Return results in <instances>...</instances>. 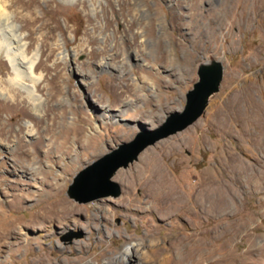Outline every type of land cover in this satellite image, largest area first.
<instances>
[{"label": "rangeland", "instance_id": "obj_1", "mask_svg": "<svg viewBox=\"0 0 264 264\" xmlns=\"http://www.w3.org/2000/svg\"><path fill=\"white\" fill-rule=\"evenodd\" d=\"M0 8V232L16 224L0 264H127L123 250L150 239L157 253L133 263L169 264L216 242L223 264H264V0H0ZM13 35L36 54L31 75L13 73ZM213 63L220 75L209 93L196 92L201 111L121 167L116 194L83 201L72 186L78 173L181 116ZM155 162L189 214L158 212L163 190L139 185L140 167ZM216 191L218 214L203 201ZM58 198L78 209L64 225L31 221Z\"/></svg>", "mask_w": 264, "mask_h": 264}, {"label": "bare ground", "instance_id": "obj_2", "mask_svg": "<svg viewBox=\"0 0 264 264\" xmlns=\"http://www.w3.org/2000/svg\"><path fill=\"white\" fill-rule=\"evenodd\" d=\"M1 10L2 9L0 8V12H1ZM13 34H15V33H13ZM6 35H7V33H6ZM10 36H9L8 40L5 39L9 43L8 44L9 46L7 49L8 50L7 58L9 59V63L12 67V70H13V73L15 74V77L22 74V70H25L26 72H28L29 75H31L32 68H33V65L35 63L34 60L36 58V54H34L31 57H28L27 54H25V52H24V46L25 45L19 44L20 40H21V38H20L21 36L16 37L13 35V37L17 38V42H16L17 49L15 52L14 49L11 48V44L13 42H11ZM20 65L21 66L23 65L22 69L19 68ZM33 93H34V88L32 87V89H30L28 91V94L31 98H34L33 100H35ZM162 166L160 163H156V162L155 163H143V165L140 167V169H141V172H143L145 175H144V177H142L139 180V185L150 184L149 189L152 193H154L155 191L163 190L162 191L163 194L160 195L159 197H157V199H156V203L158 204V208H156V209L158 212L171 211L170 209L177 208L180 213L189 214L187 201L182 197L183 195L180 194V192L178 191V189L176 188L174 183H172L169 180V178L167 177V175L164 174L165 172L162 171ZM118 170H120V168L117 169L110 176V179H113V177L116 175ZM126 177H127L126 174H120V178L123 181L126 180ZM186 193H188V191ZM107 195L108 194L100 195L98 197L101 198V197H105ZM108 201H109L108 199H102L100 202L98 201L97 204L106 205V204H108ZM203 201L205 203L210 202L212 204V206L214 207V209L216 210L217 214L220 212V210L222 208V200H221V195L219 192L216 191V193H214L213 196H210V198L205 197L203 199ZM202 208H204V207L202 206ZM44 209H45L44 214H42V215L36 214V216H34V218H32L31 221L34 223L45 222L48 224L52 223V222H57L59 225H64V221L70 218L71 213L78 211V209L73 207L69 202H67L66 200H64L62 198H58L55 202H53L51 204H47L44 207ZM208 211H209V209H208ZM161 214H163V213H161ZM217 217H219V216H217ZM15 225H12V226L9 225L11 228L8 231L5 230L6 232H2V233L0 232V247H3L4 245H6L7 244L6 240L8 238H10L12 235H14ZM217 227H218V225H217ZM215 232L219 233V230L215 229ZM48 233H49V230H48ZM204 233H206V232H204ZM156 242H157L156 239H150L148 241L147 247L141 248V246L137 245L136 247H134V249L125 248L123 250V252H126L127 254L130 255L129 257H127V256L125 257V262L127 264H136V262L133 263L135 261L134 258L136 255H141L142 257H144L148 261V259L152 258L151 254L157 253L154 250V245L156 244ZM193 257L195 259L193 264H200L202 259H212V263H214V264H223L225 261H228V259H229V258H227V260H226V258L224 256H222V248L220 246H216V242H213L209 248L207 247V245L204 246L203 244H199V245H197V247H194V248H191L190 250H188L187 255L185 257L178 259V260H176V259L172 260L169 262V264H187L188 260L193 258Z\"/></svg>", "mask_w": 264, "mask_h": 264}, {"label": "water", "instance_id": "obj_3", "mask_svg": "<svg viewBox=\"0 0 264 264\" xmlns=\"http://www.w3.org/2000/svg\"><path fill=\"white\" fill-rule=\"evenodd\" d=\"M213 65L216 67L217 71L213 74L209 83L205 84L200 76L201 78L194 84L193 90L186 94L187 101L181 116L178 118L170 116L163 125L154 130L145 131L142 129V131L138 132L133 139L119 144L116 148L100 156L78 173L74 178L72 186L78 185L83 190V201L112 192L116 194L117 190L115 191V185L111 181L110 176L117 169L127 166V164L135 159L145 147L169 135L175 130L184 127L191 119L186 118L187 116L195 117L201 111L203 108V100L202 102L197 100L196 92L198 93L199 89H203V91L206 90L209 93L211 91H209V89L213 84L215 85V82L220 75V68L216 63H213ZM206 91L205 93H207ZM193 94H195V96Z\"/></svg>", "mask_w": 264, "mask_h": 264}]
</instances>
